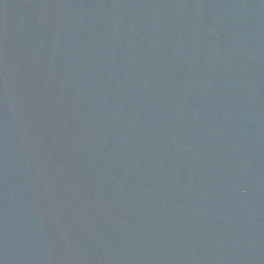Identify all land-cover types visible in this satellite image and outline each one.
<instances>
[{
  "label": "water",
  "instance_id": "1",
  "mask_svg": "<svg viewBox=\"0 0 264 264\" xmlns=\"http://www.w3.org/2000/svg\"><path fill=\"white\" fill-rule=\"evenodd\" d=\"M0 264H264V0H0Z\"/></svg>",
  "mask_w": 264,
  "mask_h": 264
}]
</instances>
